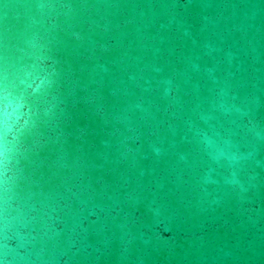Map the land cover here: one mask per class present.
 <instances>
[{"label": "water", "instance_id": "95a60500", "mask_svg": "<svg viewBox=\"0 0 264 264\" xmlns=\"http://www.w3.org/2000/svg\"><path fill=\"white\" fill-rule=\"evenodd\" d=\"M0 264H264V0H0Z\"/></svg>", "mask_w": 264, "mask_h": 264}]
</instances>
